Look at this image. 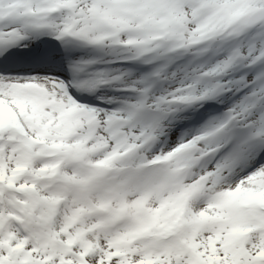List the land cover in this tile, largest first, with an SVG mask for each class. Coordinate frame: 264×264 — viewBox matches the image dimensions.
<instances>
[{"label": "snow or ice", "instance_id": "1", "mask_svg": "<svg viewBox=\"0 0 264 264\" xmlns=\"http://www.w3.org/2000/svg\"><path fill=\"white\" fill-rule=\"evenodd\" d=\"M0 264H264V0H0Z\"/></svg>", "mask_w": 264, "mask_h": 264}]
</instances>
